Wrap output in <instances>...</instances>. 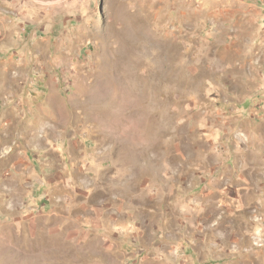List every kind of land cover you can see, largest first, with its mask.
<instances>
[{
  "label": "rangeland",
  "instance_id": "1",
  "mask_svg": "<svg viewBox=\"0 0 264 264\" xmlns=\"http://www.w3.org/2000/svg\"><path fill=\"white\" fill-rule=\"evenodd\" d=\"M0 264H264V0H0Z\"/></svg>",
  "mask_w": 264,
  "mask_h": 264
}]
</instances>
